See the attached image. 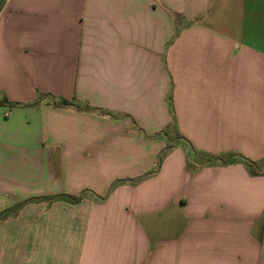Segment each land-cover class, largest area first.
I'll list each match as a JSON object with an SVG mask.
<instances>
[{
    "label": "crops",
    "instance_id": "obj_1",
    "mask_svg": "<svg viewBox=\"0 0 264 264\" xmlns=\"http://www.w3.org/2000/svg\"><path fill=\"white\" fill-rule=\"evenodd\" d=\"M169 93L198 157L142 178ZM229 153L264 165V0H0V264H264Z\"/></svg>",
    "mask_w": 264,
    "mask_h": 264
},
{
    "label": "trees",
    "instance_id": "obj_2",
    "mask_svg": "<svg viewBox=\"0 0 264 264\" xmlns=\"http://www.w3.org/2000/svg\"><path fill=\"white\" fill-rule=\"evenodd\" d=\"M59 107H67V106H75L77 107L78 109H80V107H78L77 105H75V103L73 102H69V101H66V100H61L60 103H59ZM167 107H168V113H169V116H170V124H169V128L172 126V124L174 123V118H173V108H172V102H171V97L170 95H167ZM86 109H89L88 107L86 108H82L81 110H86ZM166 138L168 137V134L166 133V130L165 131H162L161 132ZM167 140H169V138H167ZM175 145V144H174ZM174 145H170L168 147H165L158 155L157 157V161L155 163V168L147 173L145 176H143L142 178L146 177V176H149L153 173H155L158 169H159V166L161 164V161L162 159L164 158V156L166 155V152ZM165 149L167 151H165ZM227 160H229L228 163H241L245 166V168L247 169V171L249 172V174L251 175H255V174H259L260 171L262 170V168H264V165H258L256 163H254L253 161H250L242 156H233V157H228ZM260 166V167H259ZM188 167V165H187ZM121 181H117L115 183H113L111 185V187L109 188L108 192H110V190H112L115 186H117ZM107 192V193H108ZM82 194H79L77 196H67V195H63L61 197H63L64 199L68 200V201H71V202H77L80 198H81ZM54 198H57V197H54ZM52 198V199H54Z\"/></svg>",
    "mask_w": 264,
    "mask_h": 264
},
{
    "label": "rangeland",
    "instance_id": "obj_3",
    "mask_svg": "<svg viewBox=\"0 0 264 264\" xmlns=\"http://www.w3.org/2000/svg\"><path fill=\"white\" fill-rule=\"evenodd\" d=\"M169 95H170V93H169ZM165 130H166V133L168 134V137L167 138H169V140L166 141V145H167L166 147H168L170 145H174L176 143L182 144L181 147L184 150L185 158H187V160L190 161L191 159L193 160V159H195V157H198L195 154V151L192 149L190 143H188L184 138H182V136L180 134H176V133L173 132V126H171L170 128L167 127L163 131H165ZM165 151H167V150L165 149ZM233 156H240V155H238L236 153H229L228 156H226V158L233 157Z\"/></svg>",
    "mask_w": 264,
    "mask_h": 264
},
{
    "label": "built area",
    "instance_id": "obj_4",
    "mask_svg": "<svg viewBox=\"0 0 264 264\" xmlns=\"http://www.w3.org/2000/svg\"><path fill=\"white\" fill-rule=\"evenodd\" d=\"M2 1H6V0H2ZM4 116L7 117V116H8V113L5 112V113H4Z\"/></svg>",
    "mask_w": 264,
    "mask_h": 264
}]
</instances>
